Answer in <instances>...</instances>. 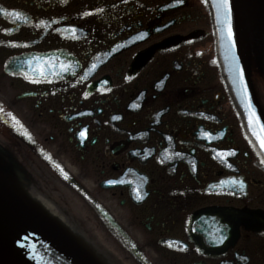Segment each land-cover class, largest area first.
Masks as SVG:
<instances>
[{"label": "flooded vegetation", "instance_id": "1", "mask_svg": "<svg viewBox=\"0 0 264 264\" xmlns=\"http://www.w3.org/2000/svg\"><path fill=\"white\" fill-rule=\"evenodd\" d=\"M0 175L99 264H264V170L201 0H0Z\"/></svg>", "mask_w": 264, "mask_h": 264}, {"label": "water", "instance_id": "2", "mask_svg": "<svg viewBox=\"0 0 264 264\" xmlns=\"http://www.w3.org/2000/svg\"><path fill=\"white\" fill-rule=\"evenodd\" d=\"M203 2L212 21L216 62L221 76L230 87L235 111L256 141L264 167V114L249 78V49L253 51L257 66L264 72V0H229L234 47L228 39L223 16L218 18L216 0ZM240 70H243V82L239 79ZM6 203L0 201V251L2 249L20 264H85L57 245L47 235V226L40 224L37 218L25 216L17 206Z\"/></svg>", "mask_w": 264, "mask_h": 264}, {"label": "bare ground", "instance_id": "3", "mask_svg": "<svg viewBox=\"0 0 264 264\" xmlns=\"http://www.w3.org/2000/svg\"><path fill=\"white\" fill-rule=\"evenodd\" d=\"M8 181H10L8 184L11 185L14 189H16L18 187L16 181H14L13 179L8 180ZM90 202L92 203V201H90ZM34 207H35L36 211L39 210L38 213L35 214L34 216H37L38 218L42 219L43 221L45 218L48 222H53V225H51L53 231L50 232L48 230L49 234H47V235L51 236L56 241L57 245H59L61 248L68 250V251L72 250V248H74L73 246L71 248V246H68L64 242H60V240H59V238L63 234H70L71 235V233L69 232V231H71L70 227H68L65 222L63 223V217H60V218L56 217L54 215V212L52 211V213H51V210L48 211V209L45 208V206H42L40 208L38 205H34ZM73 215L74 216H72V215L68 216L67 215V218L68 219L78 218L77 210L73 212ZM79 217H80V215H79ZM46 228L49 229L48 227H46ZM64 228L68 229L69 231L65 230ZM76 244L81 246V244L78 241ZM1 251H2V249H1ZM9 256H10L9 254L2 251V254L0 255V264H20L17 261L11 259Z\"/></svg>", "mask_w": 264, "mask_h": 264}, {"label": "snow or ice", "instance_id": "4", "mask_svg": "<svg viewBox=\"0 0 264 264\" xmlns=\"http://www.w3.org/2000/svg\"><path fill=\"white\" fill-rule=\"evenodd\" d=\"M215 6L217 7V15L218 18L222 15L223 16V23L227 25V36L229 41H232V25H231V9L229 6V0H216ZM17 16L20 15V13H16ZM43 23V22H41ZM232 46H235L234 41H232ZM239 79L241 82H243V70H240L239 72ZM247 89H245V92ZM249 106L250 102H249ZM109 183H113V181H109ZM139 198V197H138Z\"/></svg>", "mask_w": 264, "mask_h": 264}, {"label": "rangeland", "instance_id": "5", "mask_svg": "<svg viewBox=\"0 0 264 264\" xmlns=\"http://www.w3.org/2000/svg\"><path fill=\"white\" fill-rule=\"evenodd\" d=\"M262 99L264 100V97L262 96ZM92 251L94 252V248L92 247ZM96 255V254H95Z\"/></svg>", "mask_w": 264, "mask_h": 264}]
</instances>
